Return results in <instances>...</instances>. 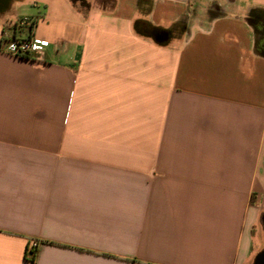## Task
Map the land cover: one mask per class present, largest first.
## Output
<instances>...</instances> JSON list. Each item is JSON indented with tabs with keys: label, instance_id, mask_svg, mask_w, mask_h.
<instances>
[{
	"label": "crops",
	"instance_id": "1",
	"mask_svg": "<svg viewBox=\"0 0 264 264\" xmlns=\"http://www.w3.org/2000/svg\"><path fill=\"white\" fill-rule=\"evenodd\" d=\"M12 1L0 264H255L264 0ZM7 14L30 20L27 58Z\"/></svg>",
	"mask_w": 264,
	"mask_h": 264
},
{
	"label": "built area",
	"instance_id": "2",
	"mask_svg": "<svg viewBox=\"0 0 264 264\" xmlns=\"http://www.w3.org/2000/svg\"><path fill=\"white\" fill-rule=\"evenodd\" d=\"M29 18L27 16H21L18 20V25L19 26H25L29 25ZM35 42H32L30 40V37H16L13 36L10 38L6 44V52L8 54L14 55V56H24L25 54H29L30 50L34 47L35 48ZM33 48V49H34ZM38 245L37 242L32 241L30 243V248H36Z\"/></svg>",
	"mask_w": 264,
	"mask_h": 264
},
{
	"label": "rangeland",
	"instance_id": "3",
	"mask_svg": "<svg viewBox=\"0 0 264 264\" xmlns=\"http://www.w3.org/2000/svg\"><path fill=\"white\" fill-rule=\"evenodd\" d=\"M80 1H82V4H85V2H86V0H76V5H79L80 4ZM14 3V1H12V0H10V5L11 4H13ZM10 10V9H9ZM32 12H33V10L31 9V6L29 5V6H27L24 10H22L21 11V13H23V14H32ZM18 13H20L19 11H18ZM16 18H17V16H14V15H12V14H7L6 15V18L4 19V21L6 22V24H10L11 25V23L14 21V20H16ZM19 18V17H18ZM27 34H28V32H27V28L26 27H24V26H22L19 30H18V32H17V36L18 37H27ZM256 230L258 231L259 229H258V226H257V228H256ZM257 234H256V239H257Z\"/></svg>",
	"mask_w": 264,
	"mask_h": 264
},
{
	"label": "water",
	"instance_id": "4",
	"mask_svg": "<svg viewBox=\"0 0 264 264\" xmlns=\"http://www.w3.org/2000/svg\"><path fill=\"white\" fill-rule=\"evenodd\" d=\"M8 2L9 0H0V10L4 9L7 6ZM263 221H264V217H263ZM255 264H264V250L256 258Z\"/></svg>",
	"mask_w": 264,
	"mask_h": 264
},
{
	"label": "trees",
	"instance_id": "5",
	"mask_svg": "<svg viewBox=\"0 0 264 264\" xmlns=\"http://www.w3.org/2000/svg\"><path fill=\"white\" fill-rule=\"evenodd\" d=\"M70 1L72 2V4H74L76 7L80 8V9H86L88 7V4L86 2H85V4H82V1H80V4L76 5V0H70ZM28 56H29V54L27 53V54H25L24 56H21V57L27 58ZM262 251L257 254L256 258L258 257V255H260L262 253Z\"/></svg>",
	"mask_w": 264,
	"mask_h": 264
},
{
	"label": "flooded vegetation",
	"instance_id": "6",
	"mask_svg": "<svg viewBox=\"0 0 264 264\" xmlns=\"http://www.w3.org/2000/svg\"><path fill=\"white\" fill-rule=\"evenodd\" d=\"M19 18H20V17H19ZM19 18H17L16 21H14V25H15V27L19 26V25H18V20H19ZM21 27H22V26H21Z\"/></svg>",
	"mask_w": 264,
	"mask_h": 264
}]
</instances>
